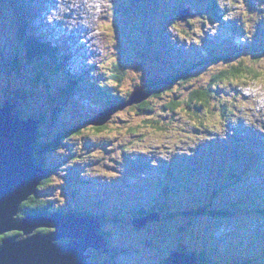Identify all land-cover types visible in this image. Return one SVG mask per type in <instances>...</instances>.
Listing matches in <instances>:
<instances>
[{
  "label": "rangeland",
  "instance_id": "374dc122",
  "mask_svg": "<svg viewBox=\"0 0 264 264\" xmlns=\"http://www.w3.org/2000/svg\"><path fill=\"white\" fill-rule=\"evenodd\" d=\"M28 16L50 52L41 63L17 37ZM137 87L150 110L129 107L96 134L83 125ZM6 96L40 120L41 202L102 215L110 251L89 249L91 261L164 264L179 250L264 264V0H0V106ZM142 210L159 219L137 228Z\"/></svg>",
  "mask_w": 264,
  "mask_h": 264
},
{
  "label": "water",
  "instance_id": "95a60500",
  "mask_svg": "<svg viewBox=\"0 0 264 264\" xmlns=\"http://www.w3.org/2000/svg\"><path fill=\"white\" fill-rule=\"evenodd\" d=\"M177 16L179 20H185L187 12L181 10ZM150 96L144 93L143 87H137L125 102L111 106L86 124L104 125L118 112L139 105ZM10 98H6L0 109V237L16 232L22 238L11 236L0 243V264H97L89 262L91 256L87 252L94 248L106 254L109 242L100 233V221L95 216H81L70 210L66 214L43 213L29 215L22 220L17 218L21 206L38 192L48 172L38 166L31 156V145L38 141V120L32 117L20 119L15 111L19 109L21 100L13 102ZM149 220L158 219H138L134 224L144 227ZM40 229L54 231L35 234ZM64 239L73 241L61 244ZM199 263L198 255L180 251L172 253L164 262Z\"/></svg>",
  "mask_w": 264,
  "mask_h": 264
},
{
  "label": "trees",
  "instance_id": "16d2710c",
  "mask_svg": "<svg viewBox=\"0 0 264 264\" xmlns=\"http://www.w3.org/2000/svg\"><path fill=\"white\" fill-rule=\"evenodd\" d=\"M217 13V11H216ZM31 17V16H30ZM32 18V17H31ZM27 21L29 23H26L25 24V30H22L21 29V33L20 35H18L19 37V43L21 44H24L25 45V48H27V57L31 60V61H34V60H41L44 55L43 53L45 52V47L42 45V44H36L35 41H33L29 36H28V32H27V26L29 27H32L31 26V21L29 16L27 17ZM33 31V28L30 29V33L33 34L34 32ZM228 58V57H227ZM227 58H225V60H227ZM229 59V58H228ZM222 60V58H221ZM41 63V61H39ZM239 69H234L233 72H230V71H225L224 73H222V78H224L223 80H230V77L231 78H234L236 77V73H238ZM250 71H247V72H244V73H249ZM188 74L190 75L189 77L192 78L193 74L190 73V71L188 72ZM222 78H220V80H222ZM258 78V75L255 74V79ZM178 79L180 80H177V81H181V82H186L189 80L188 77H185V75L183 74L181 77H179ZM80 82V79H74L72 82L68 81V85H69V90L73 92H76V90H78V84ZM174 83H176V80H168L165 85H169V87H171V84L173 85ZM160 91L157 92L158 94H155L154 96L155 97H158L160 95ZM145 94H150V95H153L151 91H149L148 89L145 88V91H144ZM203 92L202 91H194L192 92V94L190 95L191 96V101L192 100H201V103H202V100H204V103H206V105H208V96L207 97H204V94H202ZM130 96V95H129ZM128 98V97H127ZM126 99H120L117 101V104H120L122 102H125ZM151 98V96L149 97ZM148 98V100H149ZM173 105H175V103H173ZM136 106V107H135ZM135 106H132L133 108L135 107V109L137 108L139 111H148L150 110L149 109V102L146 100V102L144 103H141L139 105H135ZM87 120V119H86ZM91 120L87 121V122H84L83 125H86V123L90 122ZM89 127V129L92 130V132H94L95 134L96 133H100L104 130L107 129V124H104V125H100V126H95V125H89L87 124ZM81 132V130H79ZM79 132V133H80ZM38 134V132H37ZM258 137V136H257ZM40 145V144H39ZM50 150V149H49ZM37 154L40 156L41 154L38 153L37 151ZM38 162V160H37ZM39 163V162H38ZM48 179V178H47ZM159 187V186H158ZM166 184H164V186L162 187V190H165L164 188H166ZM163 192V191H161ZM162 194V193H161ZM158 197V195H157ZM80 207V206H78ZM51 211V212H50ZM42 212H47V213H52V210H51V207H45L43 204L39 203V201L37 200V198H31L28 203L24 204L22 206V211H21V215H20V218H24L26 216H28L29 214H33V213H42ZM85 214H91V212H85V213H82V215H85ZM139 214L141 215V218H144L146 216H149L151 213L149 212H146L145 210H142V212H139ZM208 214L215 218V219H219V218H227L228 216V213L226 211H214V212H208ZM96 217H98L99 219L102 218V215L100 213H97L95 214ZM51 231L49 230H41V231H38V233L40 234H49ZM14 235H19V237H21V234H14ZM106 235V234H105ZM3 240V238L1 237L0 238V242ZM63 242H69V240H66V241H63ZM200 258H201V263L206 259L205 255L204 254H200Z\"/></svg>",
  "mask_w": 264,
  "mask_h": 264
},
{
  "label": "clouds",
  "instance_id": "9594fccd",
  "mask_svg": "<svg viewBox=\"0 0 264 264\" xmlns=\"http://www.w3.org/2000/svg\"><path fill=\"white\" fill-rule=\"evenodd\" d=\"M56 42V41H55ZM58 72H60V70L58 69L57 70ZM6 98H8V96H6L5 97V100H6ZM14 100V99H13ZM16 101H18V100H16ZM13 102H15V100L13 101ZM3 103H4V101H3ZM3 107V104L0 106V109ZM28 119V118H27ZM39 165H41L42 166V168L46 171V172H48V176H47V178H49L50 177V170H47V169H45L44 167H43V165L42 164H40V163H38ZM81 175V174H80ZM39 190H40V186H39V188H38V192H39ZM77 189H75L74 191H76ZM36 193L35 195H33L32 197H30V199L31 198H37V200L39 201V203H41V204H43L45 207L47 206V207H51V210H52V213H47V212H42V213H39V214H43V213H45V214H48V215H52V214H54V213H56V212H58V213H61V214H66V213H69V212H59V211H55L54 212V210H53V207L52 206H50L48 203H46V202H41V200L39 199V196H38V194L39 193ZM77 195H79L78 193H76ZM86 198V196L84 197V199ZM29 199V200H30ZM28 200V201H29ZM27 202H25L24 204H26ZM76 203L80 206V204L78 203V202H75V204H74V206L76 205ZM23 204V205H24ZM22 205V206H23ZM22 206H21V209H20V213H19V216L17 217L19 220H22V219H24V218H26V217H24V218H20V215H21V211H22ZM74 213H76V214H78V215H81V216H86V215H91V216H95V215H92V214H85V215H82V213H79V212H77V211H75V210H73V209H71ZM51 212V211H50ZM35 214H38V213H33V214H29V215H35ZM28 215V216H29ZM96 217V216H95ZM148 217H150V216H146V217H144V218H148ZM96 218H98V217H96ZM99 219V218H98ZM141 219H143V218H141ZM99 221H100V219H99ZM101 223H102V221H100V227H101ZM41 230H48V229H40V230H37V231H41ZM35 232V234H40V233H38V232ZM49 231H51L50 233H52L54 230H49ZM49 233V234H50ZM103 236H104V238H105V240H106V242H109V238L107 237V235H105V233L104 232H102V230H101V232H100ZM11 234H13V235H11ZM14 234H19V233H16V232H14V233H9V234H7L5 237H2L3 238V240L5 239V238H7V237H11V236H19V235H14ZM1 238V237H0ZM20 238H22V235H21V237ZM19 239V238H18ZM2 240V241H3ZM66 240H69V242H72L73 240L72 239H64L63 241H66ZM1 241V242H2ZM0 242V243H1ZM61 244H64V243H68V242H60ZM92 249H94V248H92ZM107 249H108V252L106 253V254H108L109 253V251H110V249H109V243H107ZM94 250H96V249H94ZM96 251H98V250H96ZM179 251V250H178ZM99 252V251H98ZM180 252H182V251H180ZM100 253V252H99ZM182 253H186V252H182ZM87 254L88 255H90L88 252H87ZM101 254V253H100ZM106 254H103V255H106ZM186 254H190V253H186ZM191 254H193V253H191ZM195 255H198V254H195ZM91 256V255H90ZM199 256V259H200V263H201V258H200V255H198ZM89 262H91V263H97V264H101V263H99V262H93V261H91V260H89ZM199 263V264H200ZM111 264H116V263H114V262H112Z\"/></svg>",
  "mask_w": 264,
  "mask_h": 264
},
{
  "label": "bare ground",
  "instance_id": "6f19581e",
  "mask_svg": "<svg viewBox=\"0 0 264 264\" xmlns=\"http://www.w3.org/2000/svg\"><path fill=\"white\" fill-rule=\"evenodd\" d=\"M96 18V17H95ZM39 44H41V43H39ZM43 45V44H42ZM44 46V45H43ZM46 46V45H45ZM12 101H14L12 98H10ZM18 109H16V111H15V114L16 115H18L19 116V118L20 119H22V120H26L25 118L23 119V118H21V116H20V114L18 113V111H17ZM30 117H32L33 119H35L36 121L38 120V123L36 124V129H39L40 128V120L39 119H37V118H34L33 116H30ZM29 117V118H30ZM38 136V135H37ZM32 144V143H31ZM32 147V146H31ZM31 156L33 157V161L35 162V152H34V150H33V148H32V151H31ZM36 163V162H35ZM38 163V162H37ZM146 212H148V211H146ZM159 215V214H158ZM150 217H152V214H150L149 215ZM157 219H159L158 217H157ZM137 228H142V227H137Z\"/></svg>",
  "mask_w": 264,
  "mask_h": 264
}]
</instances>
